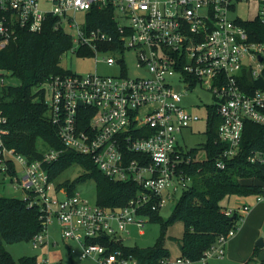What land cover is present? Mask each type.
Wrapping results in <instances>:
<instances>
[{"label": "built area", "instance_id": "obj_1", "mask_svg": "<svg viewBox=\"0 0 264 264\" xmlns=\"http://www.w3.org/2000/svg\"><path fill=\"white\" fill-rule=\"evenodd\" d=\"M252 1L258 3L257 19L264 25V0H0V51L18 38L19 30L41 32L53 18L54 29L71 37L67 53L91 54L97 63L121 71L104 76L69 70L52 76L44 85L45 103L64 148L90 156L107 177L135 181L144 189L116 209L91 204L78 192L69 195L47 169L64 149H47L40 158L29 159L8 147V117L0 99V176H9L13 187L25 190V199L41 211L43 230L31 240L35 249L50 244L49 226L57 222L61 237L80 246V259L138 264L120 248L111 250L97 240L122 244L133 225L144 233L149 217L142 211H160L191 186L184 166L192 157L179 136L201 117L183 105L187 89L204 85L212 92L221 118L219 141L225 145L216 158L219 169L241 149L247 121L264 125V41L253 39L241 18L231 17L238 3ZM93 9L111 11L106 27L90 25ZM128 52L149 76H127ZM9 76L0 69V92ZM180 83L184 91L176 85ZM249 161L264 164V152H253ZM255 201L264 202V192ZM250 210V204L224 210L238 215L237 225L220 235L201 261L225 256L227 243ZM37 264L52 263L44 258Z\"/></svg>", "mask_w": 264, "mask_h": 264}, {"label": "trees", "instance_id": "obj_2", "mask_svg": "<svg viewBox=\"0 0 264 264\" xmlns=\"http://www.w3.org/2000/svg\"><path fill=\"white\" fill-rule=\"evenodd\" d=\"M90 15L92 27H106L104 20L112 17L111 11L100 9L91 10ZM54 22L53 18L48 19L38 33L19 30L18 38L0 51V69L9 71L10 76L20 80L19 85L7 84L0 92L1 109L8 117L6 144L29 159L41 157L43 151L38 149L39 141L46 146L45 150L64 149L59 158L47 166L50 178L55 181L74 164L83 165L85 172L75 180L59 184V188H65L72 195L78 184L94 179L99 206L109 209L124 207L143 193V187L135 181L113 180L97 167L90 156L64 148L57 127L50 121L44 85L52 76L70 72L61 66V60L72 45L69 33L55 30ZM239 22L253 39L264 41V25L257 18L240 19ZM207 112V140L202 146L206 158L198 159L199 148H193L188 154L192 162L184 166L185 173L192 177L191 186L181 194L169 219H163L159 211L150 208L142 211L150 221L161 226L156 244L149 247L125 246L111 244L103 237L98 242L108 245L111 250L120 248L125 255L134 257L138 264H168L171 254L165 245L166 232L171 224L180 220L184 226L180 257L193 262L199 261L217 243L220 235H226L236 227L238 215L225 214L227 207L222 205V200L231 195L256 197L264 192V164L249 161L253 152H264V125L247 121L241 149L226 161L224 169H219L216 158L225 148L219 141L221 118L215 105L207 106ZM41 215L40 209L31 206L29 199L0 194V264H37L34 256H24L16 261L5 244L31 241L43 230Z\"/></svg>", "mask_w": 264, "mask_h": 264}, {"label": "rangeland", "instance_id": "obj_3", "mask_svg": "<svg viewBox=\"0 0 264 264\" xmlns=\"http://www.w3.org/2000/svg\"><path fill=\"white\" fill-rule=\"evenodd\" d=\"M258 15V3L255 1L249 3H238L236 10L231 11L232 18H241L244 20H253L257 18ZM128 60V77H147L149 76L148 71L144 69H139L136 66V59L133 52H128L126 54ZM61 66L77 74L86 75L89 73H95L96 71L104 76L109 75H121V71L117 68H111L105 63L96 62L95 58L88 54L86 56H79L73 53H67L62 57ZM8 85H19L20 80L17 77L9 76L7 80ZM179 85L178 88L184 91L185 87L183 83L176 84ZM214 104V98L212 92L207 89L204 85H197L193 89H187L184 91L183 105L186 109L191 112L198 114L201 119L192 124V126L186 129L180 136L179 142L186 150H191L193 148H199V153L197 158L204 160L206 158V152L202 148L207 140V106ZM38 149L44 151L46 146L43 142L39 141ZM85 172V168L81 164H74L63 173H61L56 179L55 184L59 185L67 180H75L80 175ZM21 177V174L18 175ZM9 176L3 179L0 176V194L5 197H17L25 198L26 191L22 188H14ZM78 192L84 199H86L91 204H97V186L94 179H88L84 183L78 184L76 188ZM56 196H63L62 194H57ZM181 193L175 195V197L169 200L166 205L161 208L159 215L167 220L171 216ZM243 196L231 195L225 197L222 200V205L227 208H231L238 203V200L242 199ZM245 198V197H244ZM253 199H248V201L253 202L251 204L257 203L252 201ZM130 235H124V240L122 244L125 246H139V247H149L154 246L161 235V226L159 223L153 221H148L143 227L144 233H140L139 228L135 225L130 226ZM49 231L51 234L50 245L46 244L43 247L35 249L32 242L29 240H23L16 243H6V250L12 255V257L19 261L20 258L24 256H34L38 261H42L44 258H49L52 264H96L93 260H82L77 254L71 257L69 252V247L66 245L68 240H64L61 237L60 227L57 222H54L49 226ZM184 226L180 220H176L167 230V238L165 245L168 248L171 256L176 258L180 255V240L183 236ZM68 245H70L68 243ZM79 250L78 248H76ZM187 264H205L203 261H191Z\"/></svg>", "mask_w": 264, "mask_h": 264}, {"label": "crops", "instance_id": "obj_4", "mask_svg": "<svg viewBox=\"0 0 264 264\" xmlns=\"http://www.w3.org/2000/svg\"><path fill=\"white\" fill-rule=\"evenodd\" d=\"M250 198L255 202V196L242 197L231 207L238 208L250 204L251 210L246 213L235 237L227 243L225 256L209 259L205 264H264V202L251 204L253 202L248 201ZM130 234L131 232L126 235ZM67 240L70 245L68 243L66 245L69 247L71 257L75 254L79 256L80 246L74 240ZM180 256L181 253L178 257Z\"/></svg>", "mask_w": 264, "mask_h": 264}]
</instances>
